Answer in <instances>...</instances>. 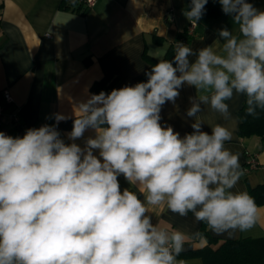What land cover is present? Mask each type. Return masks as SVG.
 <instances>
[{
  "label": "clouds",
  "instance_id": "1",
  "mask_svg": "<svg viewBox=\"0 0 264 264\" xmlns=\"http://www.w3.org/2000/svg\"><path fill=\"white\" fill-rule=\"evenodd\" d=\"M208 2L190 0L183 14L193 26ZM218 3L238 35L223 27L199 49L175 42L173 59L159 60L146 81L91 94L77 106L68 142L60 113L22 137L0 131V264H187L177 259L184 233L149 214L161 205L217 235L256 227L255 199L234 191L244 170L225 147L232 132L221 124L204 131L199 113L206 105L229 120L226 101L238 95L247 115L264 110V10L249 0ZM184 86L196 95L186 110L192 131L181 136L161 112ZM121 176L130 187L121 190Z\"/></svg>",
  "mask_w": 264,
  "mask_h": 264
},
{
  "label": "crops",
  "instance_id": "2",
  "mask_svg": "<svg viewBox=\"0 0 264 264\" xmlns=\"http://www.w3.org/2000/svg\"><path fill=\"white\" fill-rule=\"evenodd\" d=\"M73 0H0V104L1 90L8 89L13 105L19 108L20 122L25 128H38L55 124L53 114L67 117L58 124L62 138L67 141L73 120L81 115L80 102L91 94V86L105 74L117 76L111 89L133 86L149 67L144 54L162 60L170 49L175 53V42L193 49L211 45L218 38V30L227 27L239 34L230 16L223 12L219 17L202 16L185 41L180 37L189 26L183 14L190 10V0H96L85 14L77 12ZM255 7L264 10V0H251ZM82 8H85L82 4ZM194 87L184 86L176 104L166 103L161 116L162 124L171 125L181 136L192 131L193 118L186 116L189 97L195 96ZM244 95L234 96L229 104L231 119L225 120L209 106H202L200 119L203 130L221 124L232 132L225 147L239 153L241 167L249 159L257 166L240 178L234 191H246L264 183V138L258 135L240 136V118ZM4 125L10 136H20V130L6 117ZM94 135L85 132V138ZM83 145V140L76 141ZM121 190L130 187L123 176L119 177ZM136 191L135 188H132ZM259 221L248 232L236 231L231 237L217 235V240L238 237L264 236V204L258 205ZM153 222L167 231H181L185 235L184 251L206 244L199 233L201 222L191 213L187 217L170 212L165 205L150 208ZM187 264H202L197 256H178Z\"/></svg>",
  "mask_w": 264,
  "mask_h": 264
},
{
  "label": "trees",
  "instance_id": "3",
  "mask_svg": "<svg viewBox=\"0 0 264 264\" xmlns=\"http://www.w3.org/2000/svg\"><path fill=\"white\" fill-rule=\"evenodd\" d=\"M71 4H73V1ZM75 6L77 12L82 14L87 12L85 8H82L81 0H76ZM221 13L222 9L218 0L217 2L209 0L203 16L216 18ZM192 36L193 34H190L187 29L180 34V37L184 38L185 41H188ZM144 57L149 63V67L145 71L147 72L158 60L151 58L147 54H144ZM173 57V53L169 49L162 60H171ZM116 79L117 76L105 74L101 80L92 84L91 92L93 94H99L101 91L107 92L111 89ZM146 79L147 77L144 73L136 80V83L146 81ZM245 100L246 97H244L241 108L237 111L240 118L237 133L240 136L258 135L264 138V110L257 109L258 115L256 116L247 115ZM248 193L255 199L257 205L264 204V183L249 188ZM199 233L201 234L199 237L205 238L206 244L200 248L183 251L180 256H197L201 259L202 264H264V236L256 238L238 237L219 241L209 235L208 228L203 222H201Z\"/></svg>",
  "mask_w": 264,
  "mask_h": 264
},
{
  "label": "built area",
  "instance_id": "4",
  "mask_svg": "<svg viewBox=\"0 0 264 264\" xmlns=\"http://www.w3.org/2000/svg\"><path fill=\"white\" fill-rule=\"evenodd\" d=\"M81 2L84 5L85 9L89 10L95 5L96 0H81ZM195 27L196 25L193 26L192 23L189 22V26L187 28L188 32L192 34ZM1 97L3 103L0 104V131H3L6 135H10L4 125V118L6 117L12 124L19 128L20 137H22L25 134V131L29 128H25L21 124L19 108L13 105L14 101L8 89L1 90ZM256 166V160L249 159L242 166V169L244 170V173H247L250 170L254 169Z\"/></svg>",
  "mask_w": 264,
  "mask_h": 264
}]
</instances>
